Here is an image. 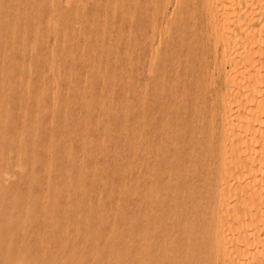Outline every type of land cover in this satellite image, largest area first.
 Here are the masks:
<instances>
[{
	"label": "bare ground",
	"instance_id": "1",
	"mask_svg": "<svg viewBox=\"0 0 264 264\" xmlns=\"http://www.w3.org/2000/svg\"><path fill=\"white\" fill-rule=\"evenodd\" d=\"M0 264H264V0H0Z\"/></svg>",
	"mask_w": 264,
	"mask_h": 264
},
{
	"label": "rangeland",
	"instance_id": "2",
	"mask_svg": "<svg viewBox=\"0 0 264 264\" xmlns=\"http://www.w3.org/2000/svg\"><path fill=\"white\" fill-rule=\"evenodd\" d=\"M171 8H173L172 3L168 4V9L171 10ZM160 21H161V15L157 14V22L160 23ZM122 24H123V27L125 28V31H128V29L130 28L132 34L135 33L136 35H138L140 33V30L138 29L140 26V21L138 18L135 17V19L133 21L126 20ZM49 38H50L49 41L52 42L53 41L52 34H50ZM119 43L120 44H118V46H117L118 49H123L125 47V40L122 39Z\"/></svg>",
	"mask_w": 264,
	"mask_h": 264
}]
</instances>
